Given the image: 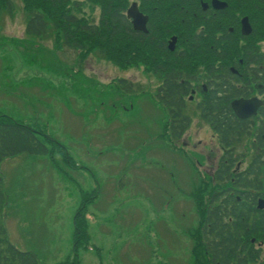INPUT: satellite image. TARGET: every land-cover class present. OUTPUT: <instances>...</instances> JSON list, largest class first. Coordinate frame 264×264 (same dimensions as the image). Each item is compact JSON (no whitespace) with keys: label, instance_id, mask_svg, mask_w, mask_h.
Returning a JSON list of instances; mask_svg holds the SVG:
<instances>
[{"label":"rangeland","instance_id":"1","mask_svg":"<svg viewBox=\"0 0 264 264\" xmlns=\"http://www.w3.org/2000/svg\"><path fill=\"white\" fill-rule=\"evenodd\" d=\"M10 1L12 15L0 9V113L42 129L86 168H67L61 154L67 174L48 157L7 159L1 175L9 207L0 224L11 243L40 264H62L72 255L78 210L97 191L86 211L91 247L79 251L82 264H197L195 235H185L198 221L192 168L199 156L212 167L218 155L196 110L200 97L187 106L193 126L182 141L183 160L166 140V112L153 95L163 79L158 49L139 45L126 69L97 51L81 60L56 43L52 28L43 38L28 37L24 3ZM78 1L98 21V6ZM121 80L131 91L119 88Z\"/></svg>","mask_w":264,"mask_h":264},{"label":"flooded vegetation","instance_id":"2","mask_svg":"<svg viewBox=\"0 0 264 264\" xmlns=\"http://www.w3.org/2000/svg\"><path fill=\"white\" fill-rule=\"evenodd\" d=\"M114 1L127 3V14L133 7L142 15L145 31L130 20L137 45L163 54L160 66L167 73L153 95L166 112L172 152L188 160L182 141L193 126L187 106L196 95V110L218 151L212 167L199 156L192 168L194 252L221 256L230 240V264H264V0ZM178 61L188 66L179 69ZM170 73L181 85L174 100L164 79ZM245 143L246 151H238ZM219 223L230 233H219Z\"/></svg>","mask_w":264,"mask_h":264},{"label":"trees","instance_id":"3","mask_svg":"<svg viewBox=\"0 0 264 264\" xmlns=\"http://www.w3.org/2000/svg\"><path fill=\"white\" fill-rule=\"evenodd\" d=\"M22 1L28 14L26 24V35L28 37L43 38L52 28L56 33V43L59 46H66L77 51L81 60H84L91 52L97 51L105 58L114 61L120 68L126 69L133 65L134 61L136 62L135 52L138 51L137 47L139 46L131 23L125 15L127 3L125 7L123 5L121 7V4L114 0H89L93 1L100 11L99 19L95 21L87 16L82 9L85 1L84 3L78 0ZM0 9L12 15V2L10 0H0ZM158 62V66L162 65L161 57ZM160 69L163 72L165 71L162 67ZM173 76L176 75L170 73L164 79L172 85V99L174 100L178 94V87L181 85L177 84ZM118 82L120 89L127 92L131 91V87L125 80ZM181 100V98H178L175 104H180ZM43 134L42 129L27 126L25 123L0 113V216L6 196L1 166L7 159L17 158L25 154L48 157L51 164L58 171L67 174L57 158V155L61 154L62 162L67 168H81L69 156L65 146L48 141L43 137ZM98 193L96 191L89 198L85 197L82 206L79 208L75 218L72 255L62 264H82L79 251L88 250L91 247L86 211L96 201ZM216 228L219 233H230L228 224L219 223ZM5 235L6 230L0 224V264H40V260L34 253H23L17 250L8 242ZM230 243V240L225 241V250L221 256L215 254L211 255L210 258L202 255L201 251H197L195 253L196 263L215 264L216 261H219L221 264H230V260L234 255Z\"/></svg>","mask_w":264,"mask_h":264},{"label":"water","instance_id":"4","mask_svg":"<svg viewBox=\"0 0 264 264\" xmlns=\"http://www.w3.org/2000/svg\"><path fill=\"white\" fill-rule=\"evenodd\" d=\"M140 17H142V15L138 12V10H135L133 7L128 11V18L133 20L134 28L145 31V23H143ZM46 138L54 142L52 138ZM7 207H9V204H7Z\"/></svg>","mask_w":264,"mask_h":264}]
</instances>
